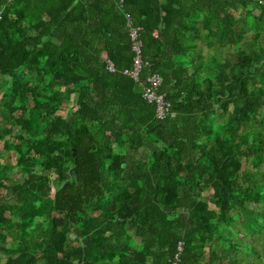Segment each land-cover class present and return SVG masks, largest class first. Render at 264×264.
Returning <instances> with one entry per match:
<instances>
[{
	"label": "trees",
	"instance_id": "16d2710c",
	"mask_svg": "<svg viewBox=\"0 0 264 264\" xmlns=\"http://www.w3.org/2000/svg\"><path fill=\"white\" fill-rule=\"evenodd\" d=\"M0 10V264H264V0Z\"/></svg>",
	"mask_w": 264,
	"mask_h": 264
},
{
	"label": "built area",
	"instance_id": "2783aa9c",
	"mask_svg": "<svg viewBox=\"0 0 264 264\" xmlns=\"http://www.w3.org/2000/svg\"><path fill=\"white\" fill-rule=\"evenodd\" d=\"M11 0H6L10 2ZM121 1V0H120ZM1 18V10H0ZM126 27L130 38L131 49L134 51L131 69H124L123 73L130 75L134 81L138 82L142 87V97L155 106V116L161 118L165 115L174 116L171 109V102L165 98V94L159 91L161 85V76L158 72H147L143 80L140 79L141 71L144 67L148 66V62L141 57L142 42L139 38V26L132 24L130 18H126ZM107 69L114 71L113 63L107 59Z\"/></svg>",
	"mask_w": 264,
	"mask_h": 264
},
{
	"label": "rangeland",
	"instance_id": "374dc122",
	"mask_svg": "<svg viewBox=\"0 0 264 264\" xmlns=\"http://www.w3.org/2000/svg\"><path fill=\"white\" fill-rule=\"evenodd\" d=\"M255 12H257V10H255ZM72 102H73V100H71V101L67 104V106H70ZM59 113L62 114L63 116H67V114H66V113H67L66 110H61V111H59ZM10 161H11V162H14V155H11V156H10ZM12 171H13L12 176H15L16 179L21 180L22 177H21V171H20V169H19L18 167H15L14 169H12ZM2 192H3L2 194H4L5 191H2ZM205 193H210L209 189L204 190V194H205ZM249 206H250V207H251V206L254 207V206H256V204H249ZM36 220H40V218H36ZM231 231H232V232H235V230H233V228L231 229ZM234 234H236V233H234ZM232 235H233V233H232ZM236 235H237V236H241L239 233H237ZM240 239L242 240V242H243L244 244L250 242V239L248 240V236H246V235L241 236Z\"/></svg>",
	"mask_w": 264,
	"mask_h": 264
},
{
	"label": "water",
	"instance_id": "95a60500",
	"mask_svg": "<svg viewBox=\"0 0 264 264\" xmlns=\"http://www.w3.org/2000/svg\"><path fill=\"white\" fill-rule=\"evenodd\" d=\"M70 172H72V170H70Z\"/></svg>",
	"mask_w": 264,
	"mask_h": 264
}]
</instances>
